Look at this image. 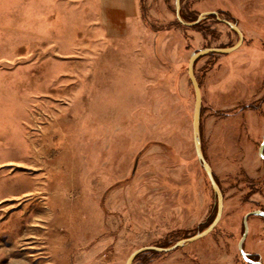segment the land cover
I'll return each mask as SVG.
<instances>
[{
	"label": "rangeland",
	"instance_id": "rangeland-1",
	"mask_svg": "<svg viewBox=\"0 0 264 264\" xmlns=\"http://www.w3.org/2000/svg\"><path fill=\"white\" fill-rule=\"evenodd\" d=\"M84 3L0 0V264H124L216 213L187 65L237 33L214 15L180 23L175 0H139L142 40H122ZM180 10L186 21L217 11L243 35L194 63L223 208L205 236L132 264H253L238 242L243 216L264 210V0H180ZM247 225L243 249L264 263V218Z\"/></svg>",
	"mask_w": 264,
	"mask_h": 264
},
{
	"label": "water",
	"instance_id": "water-1",
	"mask_svg": "<svg viewBox=\"0 0 264 264\" xmlns=\"http://www.w3.org/2000/svg\"><path fill=\"white\" fill-rule=\"evenodd\" d=\"M175 15L177 20L187 26H192L198 23L201 19L208 15H214L217 20L226 23L232 30H234L237 35H238V40L235 44L232 46H224V47H204L201 49L194 50L193 52L190 53L189 60H188V65H187V75L189 78V81L191 82L194 90V107H193V115H192V133H193V144H194V149L195 153L197 156L198 161L200 162L201 166L203 167L209 181L211 184V187L215 193L216 197V213L211 221V223L205 227L203 230L198 231L194 235H191L186 238H182L177 240L175 243L171 244L170 246H157V245H145L138 247L134 251L130 253V255L127 257L126 261L124 264H132L136 256L144 251H157V252H168L173 249H176L178 247L184 246L190 242H193L206 234H208L217 224V222L220 219L221 213H222V208H223V195L220 189L219 184L215 180L214 174L212 172L211 166L207 162V160L204 157L203 151H202V146H201V139H200V132H199V125H200V110H201V92H200V87L198 84V81L195 77L194 74V63L195 61L208 53H228L234 49H236L240 43L242 42L243 35L241 30L239 29L238 25L236 22L229 21L225 18H222L219 16L217 11H204L201 12L198 17L193 20V21H186L181 17L180 14V0H175ZM263 148H264V134L262 136L261 143L258 148V153L259 155L264 159V154H263ZM250 215H258L264 218V210L262 209H254L252 211L247 212L243 216V233L241 235V238L239 239L238 242V249L243 257L244 260L247 262L253 263V264H264L263 262H260L258 260H253L251 259L248 254L245 252L243 249V241L246 237L247 231H248V225H247V219Z\"/></svg>",
	"mask_w": 264,
	"mask_h": 264
},
{
	"label": "crops",
	"instance_id": "crops-1",
	"mask_svg": "<svg viewBox=\"0 0 264 264\" xmlns=\"http://www.w3.org/2000/svg\"><path fill=\"white\" fill-rule=\"evenodd\" d=\"M84 6L97 10L98 22L110 36L142 40L139 0H85Z\"/></svg>",
	"mask_w": 264,
	"mask_h": 264
},
{
	"label": "trees",
	"instance_id": "trees-1",
	"mask_svg": "<svg viewBox=\"0 0 264 264\" xmlns=\"http://www.w3.org/2000/svg\"><path fill=\"white\" fill-rule=\"evenodd\" d=\"M180 14H181V17L185 20V18H184V16L182 15V12H181V10H180ZM249 256V255H248ZM250 257V256H249Z\"/></svg>",
	"mask_w": 264,
	"mask_h": 264
}]
</instances>
